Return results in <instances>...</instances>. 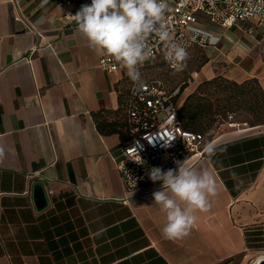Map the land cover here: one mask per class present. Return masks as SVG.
I'll return each mask as SVG.
<instances>
[{
    "label": "crops",
    "instance_id": "obj_1",
    "mask_svg": "<svg viewBox=\"0 0 264 264\" xmlns=\"http://www.w3.org/2000/svg\"><path fill=\"white\" fill-rule=\"evenodd\" d=\"M67 8L0 0V264H254L264 255V125L206 140L184 164L217 194L190 234L166 239L159 189L127 193L117 157L130 140L126 69H103ZM26 15L42 31L27 30ZM201 23L226 50L222 74L264 88V26ZM33 51V52H32ZM206 78L216 75L207 70ZM47 205L39 206L35 185Z\"/></svg>",
    "mask_w": 264,
    "mask_h": 264
},
{
    "label": "built area",
    "instance_id": "obj_2",
    "mask_svg": "<svg viewBox=\"0 0 264 264\" xmlns=\"http://www.w3.org/2000/svg\"><path fill=\"white\" fill-rule=\"evenodd\" d=\"M55 1L65 5V16L71 20H74L73 16L83 5L91 3V0ZM168 3L166 26L172 41L185 47L187 52L195 44L212 46L220 41L201 23V15L220 26H234L244 20H252L264 26V0H168ZM16 18L25 23L27 30L42 33L26 15ZM205 33L216 37L215 43L209 42ZM148 45L152 56L139 67L144 86L137 87L132 81L126 103L127 126L131 138L123 145L117 157V167L129 194L139 188L148 191L162 188L161 181L153 182L149 177L153 168L163 171L175 169L178 161L184 163L188 156L204 154L206 148V137L202 132L184 127L179 103L175 100L176 93H171L161 79L145 75V67L158 60L165 61L171 69H175L165 59L163 43L152 36ZM99 64L111 72L124 69L105 54Z\"/></svg>",
    "mask_w": 264,
    "mask_h": 264
},
{
    "label": "clouds",
    "instance_id": "obj_3",
    "mask_svg": "<svg viewBox=\"0 0 264 264\" xmlns=\"http://www.w3.org/2000/svg\"><path fill=\"white\" fill-rule=\"evenodd\" d=\"M168 0H91L73 16L78 31L91 48L112 57L127 71L137 87H143L139 67L151 58L148 45L155 36L165 46V59L176 71L186 67L185 47L174 43L166 26ZM209 42L216 37L204 34ZM212 153L214 146H206ZM153 182L161 181V190L152 195L155 205L165 213L161 232L169 240H179L190 234L198 212L210 209V198L217 194L214 178L207 171H198L177 162L175 169L163 171L153 168L149 174Z\"/></svg>",
    "mask_w": 264,
    "mask_h": 264
},
{
    "label": "rangeland",
    "instance_id": "obj_4",
    "mask_svg": "<svg viewBox=\"0 0 264 264\" xmlns=\"http://www.w3.org/2000/svg\"><path fill=\"white\" fill-rule=\"evenodd\" d=\"M186 67L182 71L170 69L166 63L156 62L145 67V75L149 78L161 79L171 93H176L175 100L184 103L187 96L197 90L205 80L207 70H215L216 76H223V70L228 69L224 60L226 50L208 46L193 45L188 50ZM261 84V83H260ZM206 97L205 107L211 112L210 116L200 118V121L208 128L201 130L207 141L218 138L231 128H249L256 125H264V117L257 116L256 112L247 110L243 105H234V110L227 106L225 91H218L214 85ZM237 102V99H234ZM256 99L253 100V106ZM210 124V125H209Z\"/></svg>",
    "mask_w": 264,
    "mask_h": 264
},
{
    "label": "trees",
    "instance_id": "obj_5",
    "mask_svg": "<svg viewBox=\"0 0 264 264\" xmlns=\"http://www.w3.org/2000/svg\"><path fill=\"white\" fill-rule=\"evenodd\" d=\"M161 61L166 63L163 60L156 62ZM214 85L218 91L227 92L226 104L231 110H234V105L239 103L247 110L256 112L257 116L264 117V88L257 78H250L243 82H238L226 76H216L202 82L196 91L191 92L187 96L184 103L178 101L181 121L185 128L202 132L201 130L209 127L208 125L205 127V124L200 121V118L211 115V112L205 107L204 100H206V97L204 94L209 92ZM235 98L237 99L236 103L234 102ZM255 99L256 103L253 106V100Z\"/></svg>",
    "mask_w": 264,
    "mask_h": 264
},
{
    "label": "water",
    "instance_id": "obj_6",
    "mask_svg": "<svg viewBox=\"0 0 264 264\" xmlns=\"http://www.w3.org/2000/svg\"><path fill=\"white\" fill-rule=\"evenodd\" d=\"M35 198L39 206L43 207L47 205L48 202L47 195L43 187V184L41 183H37L35 185ZM258 264H264V258H261Z\"/></svg>",
    "mask_w": 264,
    "mask_h": 264
},
{
    "label": "bare ground",
    "instance_id": "obj_7",
    "mask_svg": "<svg viewBox=\"0 0 264 264\" xmlns=\"http://www.w3.org/2000/svg\"><path fill=\"white\" fill-rule=\"evenodd\" d=\"M261 258H264V255L260 256V257L257 259V263H254V264H258Z\"/></svg>",
    "mask_w": 264,
    "mask_h": 264
}]
</instances>
